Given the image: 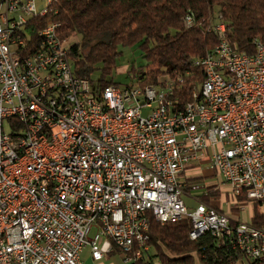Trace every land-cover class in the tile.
Here are the masks:
<instances>
[{
    "label": "built area",
    "instance_id": "2783aa9c",
    "mask_svg": "<svg viewBox=\"0 0 264 264\" xmlns=\"http://www.w3.org/2000/svg\"><path fill=\"white\" fill-rule=\"evenodd\" d=\"M37 1L0 3V264H82L86 248L101 261L111 243L133 264L153 221L184 218L191 240L209 232L233 264H264V224L243 217L250 203L264 217V44L235 51L218 15V44L195 61L204 79L180 107L172 83L99 89L75 76L53 23L21 56L28 18L53 0ZM220 190L221 207L200 200Z\"/></svg>",
    "mask_w": 264,
    "mask_h": 264
},
{
    "label": "trees",
    "instance_id": "16d2710c",
    "mask_svg": "<svg viewBox=\"0 0 264 264\" xmlns=\"http://www.w3.org/2000/svg\"><path fill=\"white\" fill-rule=\"evenodd\" d=\"M189 13L194 15L192 27L184 23ZM216 14L222 15L235 51L254 54L256 41L264 44V0H53L44 15L28 18L20 36L25 47L18 52L21 56L36 53L39 33L49 23L56 24L61 40L76 38L67 52L73 74L103 89L119 85L114 80L118 60L123 49L136 47L146 63L129 68L135 84L127 87L172 83L171 97L183 107L204 79L203 68L195 61L218 44L207 31ZM202 182L200 177L187 179L192 185ZM213 194L201 195L200 200L209 204ZM251 223L264 224L259 204L253 206ZM191 230L189 218L164 225L153 221L148 233L150 252L133 264H150L154 257L160 264H233L239 258L228 245H218L209 232L191 240ZM135 251L136 247L131 255ZM109 253L122 251L111 243Z\"/></svg>",
    "mask_w": 264,
    "mask_h": 264
},
{
    "label": "rangeland",
    "instance_id": "374dc122",
    "mask_svg": "<svg viewBox=\"0 0 264 264\" xmlns=\"http://www.w3.org/2000/svg\"><path fill=\"white\" fill-rule=\"evenodd\" d=\"M37 7H38V11H41L43 8L47 7V4L41 0H38L37 1ZM217 16L218 15L216 14L215 20H216ZM67 39H69L71 42H74L76 38H75V36H72V37H69ZM145 63H146V59H145L144 55L142 54V52L138 48L134 47V48L123 49V55L121 56V58L118 60V63H117V69H116L115 78H114L115 82H117L119 84V86L122 88H125L126 86H128L130 84H135V81L131 78V76H129L128 70L132 65L135 68H139L140 66L145 65ZM187 174L188 175H195V176L199 175V174H201V169L197 168V169L190 170L189 172H187ZM202 179H204V178H202ZM212 179L210 180V179L206 178L205 179L207 182L206 184H210L213 181H215L217 184H221L219 176H216ZM212 193H214L213 194L214 196H212L211 198H215V197H219V196L223 195L224 192L222 190H220V191H216V192H212ZM187 203L189 205H193V202L191 200H188V199H187ZM252 211H253V204L250 203L247 206L246 212L243 214V217L245 218V220L251 221ZM86 249L87 250H85V252L89 251L88 248H86ZM115 256L117 258L122 259L123 254H122V256L119 254H115ZM82 257H83V255H82ZM154 260H157L156 257H154Z\"/></svg>",
    "mask_w": 264,
    "mask_h": 264
},
{
    "label": "crops",
    "instance_id": "0c3cea01",
    "mask_svg": "<svg viewBox=\"0 0 264 264\" xmlns=\"http://www.w3.org/2000/svg\"><path fill=\"white\" fill-rule=\"evenodd\" d=\"M223 195L219 196V197H215L212 199V202L218 206V207H221L222 206V203H223ZM253 216V211H252V215L251 217ZM110 248V247H109ZM109 248H105L103 247V250H104V258L103 260L101 261H95L92 259L91 257V253H90V250L89 251H86L87 249H85L82 253L83 257H82V264H127L125 263L124 259H123V256L121 253H116V254H119L122 256V259L121 258H117L115 256V254H110L109 253Z\"/></svg>",
    "mask_w": 264,
    "mask_h": 264
}]
</instances>
